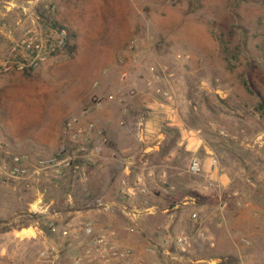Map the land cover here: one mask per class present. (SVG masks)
I'll list each match as a JSON object with an SVG mask.
<instances>
[{
	"label": "rangeland",
	"instance_id": "rangeland-1",
	"mask_svg": "<svg viewBox=\"0 0 264 264\" xmlns=\"http://www.w3.org/2000/svg\"><path fill=\"white\" fill-rule=\"evenodd\" d=\"M7 1L0 0L6 148L32 164L62 145L73 157L60 172L12 178L0 170V264H264V0H38L28 13L9 9ZM28 28L49 49L37 67L11 49ZM62 28L67 36L59 44ZM120 56L133 62V71L118 74L114 87L142 72L157 99L179 108L201 146L187 150L179 143L183 130L167 128L161 150L146 153L157 169L142 174L137 159L132 177H125L137 197L122 193L118 174L110 208L98 219H73L76 210L96 205L94 191L103 189L104 177L89 183L73 171L88 160L75 157L81 153L71 133L88 121L102 129L86 119L83 100L98 98L96 89L110 90L102 77ZM79 98V109H72ZM138 126L119 127L112 136L102 129L93 141L101 154H144ZM194 157L216 158L215 173L207 163L203 173L190 172ZM125 209L141 211L137 223ZM182 233L191 245L176 242ZM100 234L103 251L94 243ZM125 250L132 255L122 256Z\"/></svg>",
	"mask_w": 264,
	"mask_h": 264
},
{
	"label": "crops",
	"instance_id": "crops-1",
	"mask_svg": "<svg viewBox=\"0 0 264 264\" xmlns=\"http://www.w3.org/2000/svg\"><path fill=\"white\" fill-rule=\"evenodd\" d=\"M111 63L112 65L110 67H106L104 76L102 77L106 80L109 86L108 89L111 91L103 89L100 91V89H96L95 93L100 95L98 98L95 96L83 100V102L86 101L85 103L89 104L86 119H93L94 121H97L100 128L104 130L103 132L105 134L108 133L110 136H112L113 130L117 133V128L119 127L134 128L136 125H139L138 127L141 126L143 128V133L139 137L144 139V145L142 147L144 154H101L96 161H85L87 164L81 161L75 168H73V171L76 174H80V178L82 180L84 179L85 182L88 181L89 183H92L98 175L104 177L103 189L100 192L94 191V193L95 197L104 195L107 206L114 201L111 196L114 186L113 184H115V181L118 180L116 175L120 174L119 180H122L123 178L125 179L127 176H130L131 178L133 170L136 167L135 160L138 159L137 166L141 168L142 174H144L143 172L145 168H154V170L157 169V165L150 164L149 162V156L151 154L146 153L158 152L161 150L162 141L167 137V128L180 127L183 130L184 136L182 141L179 143L186 145V148L189 151L197 149L201 146L202 141L200 138H196L194 140V137L191 135L192 129H186L187 126L185 125L184 120L181 116H179L178 107H170L168 102L155 97L156 94L152 85H148V82L141 78L142 72H135V75L138 74L140 77H137V75L135 77L134 75L133 78L122 81L121 83L123 86L121 88L117 89L114 87L112 83H114L118 74L124 72L125 70L133 71V66L131 65L133 62H131L128 57L120 56V58L114 57L111 60ZM142 82H146V84L151 88L147 91L142 87ZM92 91H94V89H92ZM111 94H115L117 99L113 100V98H111ZM63 99V97L60 98L57 103L60 104ZM81 103V98H79L76 104L73 103L74 105H72V109H79V105H81ZM117 107H119V109H117ZM56 108L57 113H59V108L57 106ZM52 111H54L53 108H51V112ZM194 146L196 147L193 148ZM127 149L128 148L126 147L124 150ZM169 154H175V150L172 151L170 149ZM169 159H171V157H169ZM211 159V157H207L204 165L206 166V163L209 165V161ZM169 166H172L171 162ZM216 169L217 166L213 170L210 168L213 173H215ZM164 170L160 171L161 177H164L165 175ZM63 174L64 172L62 171L60 176L63 177ZM137 177H139V175ZM119 186L121 188V181ZM141 187H144L143 189H148V187L144 185ZM47 204L49 203L47 202L46 205ZM101 207H98L96 204L85 211L76 210L75 212H78V215L74 216L73 219H76L79 215H84V217H88L90 219H98L97 215L100 213V210L105 209L104 207ZM29 229L30 228L28 227L24 230Z\"/></svg>",
	"mask_w": 264,
	"mask_h": 264
},
{
	"label": "built area",
	"instance_id": "built-area-1",
	"mask_svg": "<svg viewBox=\"0 0 264 264\" xmlns=\"http://www.w3.org/2000/svg\"><path fill=\"white\" fill-rule=\"evenodd\" d=\"M38 0H9L7 1V7L12 9L13 7H22L23 11L28 13L32 12L38 5ZM22 2V3H21ZM21 3L22 5H20ZM67 36V32L65 28H62L59 31V38L58 43L63 44L65 42V38ZM11 49L13 52L22 53V55L28 60L27 66L29 67H37L42 62L47 59L46 54L49 52L47 50V45L45 41L39 37L35 30L32 28H28L25 32L23 38L20 40H16ZM114 96L112 95L111 98ZM85 115V112H83ZM77 119H74L76 122ZM71 124V123H70ZM138 135L141 136L143 133L142 127H138ZM101 130L97 129L96 124L93 121H88L85 124H76L74 126L73 131L71 133V140L72 142L77 145V151L81 154H75L77 158H84L88 161H96V159L101 155L102 146L101 144L94 143V137L100 132ZM68 149L65 145H62L60 150L57 154H53L51 156H44L41 157L36 161L35 164L29 160V158L25 155L11 153L6 148V141L3 138V135L0 132V170L5 173L7 176L12 178H26L31 175V173H40L43 170H54L56 172H60L61 165H69L72 160V155L63 154L67 152ZM211 170H213L217 166V159L212 158L210 160ZM206 170L204 162L198 158L194 157L189 165V171L195 174L203 173ZM121 191L122 193L128 198H135L138 195V188L135 185H132L128 179H124L121 181ZM95 204L98 206H102L105 209H109L110 206L106 205V201L102 196H99L95 199ZM126 214L130 218V220L134 223H137V220L141 214L140 210H126ZM193 218L198 217V213L194 212L192 214ZM86 230L88 233L93 231V228L88 225ZM66 233V231H65ZM176 242L181 246L191 245L189 240V236L185 233H182L177 236ZM94 243L97 245V249L99 251H103L108 249L106 246V239L104 234H100L94 240ZM112 249H115L112 246ZM151 251H155L154 249H150ZM115 253H118V250H114ZM122 256H131V250H125L121 252ZM133 264H148L145 262H137L134 259Z\"/></svg>",
	"mask_w": 264,
	"mask_h": 264
}]
</instances>
